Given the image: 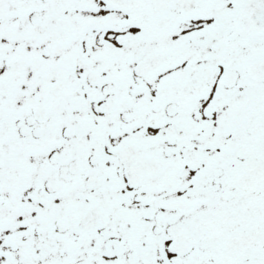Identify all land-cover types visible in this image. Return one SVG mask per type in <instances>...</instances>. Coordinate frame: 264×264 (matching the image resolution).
I'll return each instance as SVG.
<instances>
[{
	"label": "snow or ice",
	"instance_id": "1",
	"mask_svg": "<svg viewBox=\"0 0 264 264\" xmlns=\"http://www.w3.org/2000/svg\"><path fill=\"white\" fill-rule=\"evenodd\" d=\"M0 264H264V0H0Z\"/></svg>",
	"mask_w": 264,
	"mask_h": 264
}]
</instances>
